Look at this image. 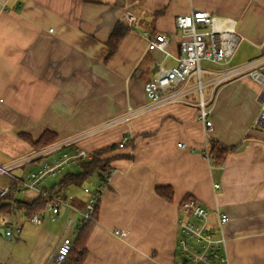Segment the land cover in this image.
Segmentation results:
<instances>
[{"label": "crops", "instance_id": "crops-1", "mask_svg": "<svg viewBox=\"0 0 264 264\" xmlns=\"http://www.w3.org/2000/svg\"><path fill=\"white\" fill-rule=\"evenodd\" d=\"M193 9L234 20L242 42L237 48L250 53L225 69L264 56V0H0V165L39 152L34 143L46 130L56 133L58 142L90 132L79 145L91 153L129 137L123 148L102 156L111 159L113 174L102 189L99 219L82 264H173L179 257L176 219L186 196L200 200L212 214L215 209L227 214L229 264H264V130L255 125L261 84L239 75L211 95L212 80L225 69H206L211 130L196 116L195 80L185 102L129 115V107L149 104L144 83L152 79L154 64H176L180 33L175 18ZM127 12L136 20L107 59V41ZM158 33L170 40L166 51L148 48ZM112 120L120 122L105 128ZM208 139L235 148L223 165L212 166L205 156ZM49 159L36 157L11 172L26 177ZM10 182L0 175V188ZM215 183L220 184L216 191ZM159 186L172 188L171 200L156 193ZM71 191L86 202L83 187ZM16 195L38 197L34 191ZM68 210L77 215L68 218L79 224L72 208L61 218ZM45 218L34 225L20 217L18 236L6 240L0 234V264L46 263L67 221L59 222L57 235ZM82 228L75 227V239ZM116 228L128 234L120 237Z\"/></svg>", "mask_w": 264, "mask_h": 264}, {"label": "built area", "instance_id": "built-area-1", "mask_svg": "<svg viewBox=\"0 0 264 264\" xmlns=\"http://www.w3.org/2000/svg\"><path fill=\"white\" fill-rule=\"evenodd\" d=\"M135 20L134 13H126L125 23L129 27L133 25ZM175 26L180 33L178 38L180 54L176 58V64L166 66L163 62L159 63V68L153 74L152 79L144 83V91L149 104L137 110L129 107L131 111L129 115L135 116L163 105L185 102V96L191 89L192 80H195L192 90L200 95L196 116L207 130H211L212 121L208 119L209 110L207 107L211 99H205L204 97L205 81L203 80V73L208 70L201 67V61L207 60L223 65L228 64L241 38L236 32L234 20L215 16L205 10L193 9L189 13L178 15L175 18ZM169 43L170 40L165 34L158 33L153 39H149L148 48L150 50L166 51ZM217 73V76L212 80L215 85L211 95L219 84L228 78L239 75H249L261 84L260 111L255 125L264 130V56L244 65L228 68ZM119 122L120 120H112L104 127H111ZM89 134L90 132L83 136L79 135L56 142L42 148L25 160L0 165V175L6 174L11 178L9 184L0 188V197L9 193L26 194L34 191L46 204L43 210L33 213L30 218H27L23 210L15 207L11 212H6L9 215L3 214L0 217V228L3 229V236L12 238L20 232L21 229L16 224V219L20 217H25L30 223L37 225L47 215L52 221H56L60 217L62 207H65V209L72 208L79 214V224L77 225L73 217L68 218L64 231L45 264L65 263L74 245L75 227L79 230L88 222L93 221V215L100 201L102 189L108 184L113 174V170L110 169L105 176L103 186H83V191L87 194L83 210H77L73 207L72 202L75 196L71 189L62 192L58 189L46 187L45 184L48 178L57 177L70 166L78 165L80 162L92 158V153L79 145L80 140ZM128 141L129 137L124 136L119 142V147L123 148ZM179 146L185 147V144H179ZM205 156L210 160L211 155L208 144H206ZM36 157H50V159L29 172L26 177L12 174L11 170L13 168ZM213 187L216 191L219 189L220 184L215 183ZM228 219L227 214L220 210L215 209L212 214V211L200 200L194 196H186L181 201L176 219L178 229L176 250L179 257L173 264H229L228 237L225 234ZM114 234L125 237L128 231L125 228H116Z\"/></svg>", "mask_w": 264, "mask_h": 264}, {"label": "trees", "instance_id": "trees-1", "mask_svg": "<svg viewBox=\"0 0 264 264\" xmlns=\"http://www.w3.org/2000/svg\"><path fill=\"white\" fill-rule=\"evenodd\" d=\"M129 31V26L124 21H118L112 33L107 41L109 46V53L107 59L114 55L119 48L122 40ZM141 70L138 67L134 75H137ZM148 79L147 81H149ZM58 136L56 133L46 130L40 138L34 143L36 149H42L49 145L58 142ZM209 151H210V162L212 166H221L225 163L229 154L235 149L234 147H227L222 143L208 139ZM119 148V144H112L108 147L97 150L92 153V158L88 161L80 162L77 166L79 167L78 172L67 170L60 175L59 181L51 188L58 189L59 191L65 192L67 189L82 188L84 183L90 180L94 175H97L101 185L105 183V176L111 169V159L102 158V156L114 149ZM76 166V165H75ZM156 193L164 199L171 200L173 196V190L169 186H159L156 189ZM73 201H77L76 197ZM99 204L96 206L95 213L93 215V221L88 222L78 233V237L74 240V245L69 253L64 264H82L87 256L88 252V241L92 235V232L99 219ZM46 204L42 201L40 196L32 199L25 200L20 199L16 194L9 193L6 196L0 197V213L11 212L13 207L21 209L27 218L33 213L40 212L45 208Z\"/></svg>", "mask_w": 264, "mask_h": 264}, {"label": "rangeland", "instance_id": "rangeland-1", "mask_svg": "<svg viewBox=\"0 0 264 264\" xmlns=\"http://www.w3.org/2000/svg\"><path fill=\"white\" fill-rule=\"evenodd\" d=\"M241 43L242 42H240V45H241ZM247 50L244 51L242 49V47L239 46L236 49V51H235V53H234V55L232 57L233 59L231 58V61L228 64H226V65L215 63L213 61L202 60L201 61V67L205 68V69H209V70H220V69H225L227 67L233 66L235 64H240L241 59L244 58V57H247L248 56L247 53H250V51L249 50L247 51ZM148 74H149V72H148ZM205 78H206V75H205V73H203V79L205 80ZM70 167H71L70 170L73 171V172H78L79 171V167L77 165L76 166H70ZM59 179H60V175L57 176V177H54V178H48L47 181H46V184L51 186L53 183H57L59 181ZM98 180H99V178L97 177V175H94L90 180L86 181L83 186L87 185V186H90V187H95L97 184L95 185L94 181H98ZM76 200L77 201H73L72 202V205L75 208H80V207H82L83 204H86L84 199H80V198L76 197ZM79 202H81V203H79ZM69 215L77 216L76 213L71 212L70 210H68V212L65 214V216L63 218H61V219L58 218L56 221H52L49 216H46V218L44 220L46 221L47 226L50 229H52L54 231V233L59 235L60 232H61L60 231L61 226H60L59 222H65V220L67 221ZM225 234H227L226 227H225ZM15 236H18V234L15 235ZM4 238H6V240L10 239L9 237H4ZM13 242H15V241H13ZM19 245H20V248H22L23 258L26 259V251L28 250V247L30 246V243L28 241V243H27L28 247H27L25 242L20 243Z\"/></svg>", "mask_w": 264, "mask_h": 264}, {"label": "water", "instance_id": "water-1", "mask_svg": "<svg viewBox=\"0 0 264 264\" xmlns=\"http://www.w3.org/2000/svg\"><path fill=\"white\" fill-rule=\"evenodd\" d=\"M158 68H159V64L155 63L152 70H151L152 74H155V72L158 70ZM64 213H65V207H62V210L60 213V218L64 215ZM0 234L3 235V229L2 228H0Z\"/></svg>", "mask_w": 264, "mask_h": 264}]
</instances>
